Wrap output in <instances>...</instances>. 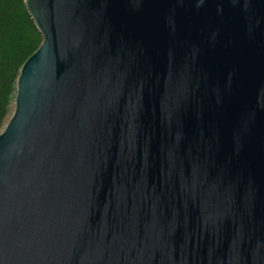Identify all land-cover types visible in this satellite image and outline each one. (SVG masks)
Masks as SVG:
<instances>
[{
  "label": "water",
  "instance_id": "1",
  "mask_svg": "<svg viewBox=\"0 0 264 264\" xmlns=\"http://www.w3.org/2000/svg\"><path fill=\"white\" fill-rule=\"evenodd\" d=\"M24 5L0 264H264V0Z\"/></svg>",
  "mask_w": 264,
  "mask_h": 264
},
{
  "label": "trees",
  "instance_id": "2",
  "mask_svg": "<svg viewBox=\"0 0 264 264\" xmlns=\"http://www.w3.org/2000/svg\"><path fill=\"white\" fill-rule=\"evenodd\" d=\"M40 42L24 0H0V131L13 104L19 69Z\"/></svg>",
  "mask_w": 264,
  "mask_h": 264
},
{
  "label": "rangeland",
  "instance_id": "3",
  "mask_svg": "<svg viewBox=\"0 0 264 264\" xmlns=\"http://www.w3.org/2000/svg\"><path fill=\"white\" fill-rule=\"evenodd\" d=\"M12 110H13V104H12V105H10V109L8 110V111H9V112H8V115L6 116V118H5L4 122L6 121V119H8V117L10 116V114H11Z\"/></svg>",
  "mask_w": 264,
  "mask_h": 264
}]
</instances>
